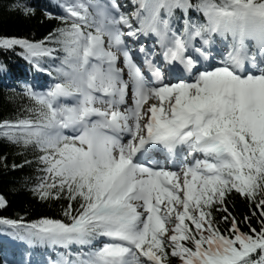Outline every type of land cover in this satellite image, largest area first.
<instances>
[{
	"label": "snow or ice",
	"instance_id": "6c2138e0",
	"mask_svg": "<svg viewBox=\"0 0 264 264\" xmlns=\"http://www.w3.org/2000/svg\"><path fill=\"white\" fill-rule=\"evenodd\" d=\"M53 3L0 35L49 77L11 89L0 169L59 218L0 217V264H264V0Z\"/></svg>",
	"mask_w": 264,
	"mask_h": 264
},
{
	"label": "trees",
	"instance_id": "16d2710c",
	"mask_svg": "<svg viewBox=\"0 0 264 264\" xmlns=\"http://www.w3.org/2000/svg\"><path fill=\"white\" fill-rule=\"evenodd\" d=\"M11 2L12 0H0V35L39 40L55 26L54 21L44 20L42 16V11L45 9L56 11L53 0H30L37 8L36 16L31 19L7 11V5ZM0 63L8 66L7 73L0 72V119H3L11 116L19 103L18 100L15 103L9 102V97L13 95L11 89L19 90L21 83L37 84L38 82L44 85L49 81L44 75H40L37 82L34 77H29L35 71L25 60L16 55L0 53ZM10 151L9 148L0 144V154ZM11 159L12 157L9 156L10 161ZM26 174H29L28 169L7 172L0 169V194L4 195L9 202L6 210H0V217L11 219L23 217L26 221L38 220L41 217L59 218V203L41 202L34 199L30 192L20 189L22 178ZM237 210L245 211L244 205L239 201H237ZM8 239L10 237L0 235V243H5L10 247L7 243Z\"/></svg>",
	"mask_w": 264,
	"mask_h": 264
}]
</instances>
